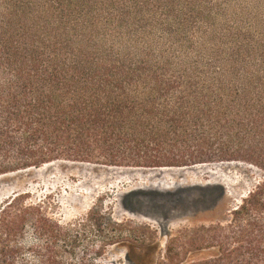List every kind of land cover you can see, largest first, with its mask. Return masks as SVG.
Wrapping results in <instances>:
<instances>
[{
	"label": "trees",
	"instance_id": "16d2710c",
	"mask_svg": "<svg viewBox=\"0 0 264 264\" xmlns=\"http://www.w3.org/2000/svg\"><path fill=\"white\" fill-rule=\"evenodd\" d=\"M56 162L264 175V0H0V177ZM98 215L61 223L18 195L0 264H110V245L124 264H264V178L161 254L151 227Z\"/></svg>",
	"mask_w": 264,
	"mask_h": 264
},
{
	"label": "rangeland",
	"instance_id": "374dc122",
	"mask_svg": "<svg viewBox=\"0 0 264 264\" xmlns=\"http://www.w3.org/2000/svg\"><path fill=\"white\" fill-rule=\"evenodd\" d=\"M263 178L259 169L239 162L179 169L56 162L1 176L0 211L22 194L61 223L76 224L97 211L104 227L107 218L151 227L161 254L171 235L226 220ZM219 187L225 188V196ZM95 234L85 246H100L103 234ZM124 259V249L110 245L100 262L124 264Z\"/></svg>",
	"mask_w": 264,
	"mask_h": 264
},
{
	"label": "bare ground",
	"instance_id": "6f19581e",
	"mask_svg": "<svg viewBox=\"0 0 264 264\" xmlns=\"http://www.w3.org/2000/svg\"><path fill=\"white\" fill-rule=\"evenodd\" d=\"M163 172H165V171H163Z\"/></svg>",
	"mask_w": 264,
	"mask_h": 264
}]
</instances>
